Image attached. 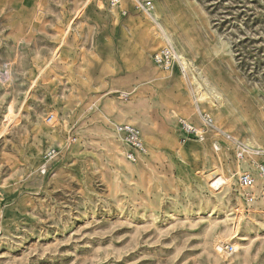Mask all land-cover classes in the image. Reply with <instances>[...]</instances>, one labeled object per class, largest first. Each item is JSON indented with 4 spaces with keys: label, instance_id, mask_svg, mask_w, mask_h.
Listing matches in <instances>:
<instances>
[{
    "label": "rangeland",
    "instance_id": "1",
    "mask_svg": "<svg viewBox=\"0 0 264 264\" xmlns=\"http://www.w3.org/2000/svg\"><path fill=\"white\" fill-rule=\"evenodd\" d=\"M146 1L158 26L135 9ZM164 34L187 76L153 64ZM196 67L221 109L199 99ZM202 114L221 131L183 143L179 119ZM121 123L145 144L133 163ZM258 131L264 0H0V264H264V180L250 205L237 183L244 138L264 162Z\"/></svg>",
    "mask_w": 264,
    "mask_h": 264
},
{
    "label": "built area",
    "instance_id": "2",
    "mask_svg": "<svg viewBox=\"0 0 264 264\" xmlns=\"http://www.w3.org/2000/svg\"><path fill=\"white\" fill-rule=\"evenodd\" d=\"M121 2L122 0H110V6L112 8H119L121 6ZM135 9L141 13L151 16L153 5L151 2L146 1L135 4ZM120 13L122 16L126 15V11L124 10H120ZM155 23L157 26L159 25L156 21ZM152 62L163 72H173L174 70H177L180 74L185 76H187L189 72V69L183 66L181 63L174 45L167 37L164 40V45L160 47L153 55ZM178 123L180 126L183 143L188 141L202 143L206 140L209 132L214 128L213 120L207 114L201 115L199 126H195L184 119H179ZM114 128L116 135L120 137L123 143L128 147V151L125 153V159L128 162L133 163L136 161L138 156L144 155L146 153L141 132L137 127L127 123H121L115 125ZM252 155L259 156L262 155V152L253 150L248 146H238L236 149L237 161H250L249 165L252 167L251 171L243 170L237 173V183L239 189L242 191L243 198L247 205L253 204L256 201V196L251 190L257 185L258 179L264 180V162H257L251 159ZM259 198H261V201L264 204V190L260 193ZM231 250V246L226 247L219 245L217 247V251L220 253L230 252Z\"/></svg>",
    "mask_w": 264,
    "mask_h": 264
},
{
    "label": "bare ground",
    "instance_id": "3",
    "mask_svg": "<svg viewBox=\"0 0 264 264\" xmlns=\"http://www.w3.org/2000/svg\"><path fill=\"white\" fill-rule=\"evenodd\" d=\"M146 17H148L147 18V19H149L148 21H150L153 25H156L155 21H156V19H158V14L155 12V10L152 11L151 16L146 14ZM131 22H133V20H131ZM150 31L151 30H147L146 29V31L142 35L141 44L147 50H148V48L152 47V45L154 44V38H153V35L150 33ZM159 37L161 38L162 36H160V34H159ZM165 38L166 37H165V34H164L163 41L165 40ZM178 57H179L181 63L183 64V66L188 68L189 71H190L189 64H190V66L191 65L193 66V63L187 62L185 60V58L183 57V55H181V54L180 55L178 54ZM132 61L136 62V59L133 56H131V63H132ZM195 70H196V73H197V76H198L196 78V86L199 87L200 89L202 88V90L200 92H198L199 99L207 101L208 104H210L211 106L215 107L218 110L221 109V107L224 104V100H223L222 94L216 88V86L209 80V78L207 76L203 75V73L201 72V70L198 67H196ZM141 71H142V73L144 74V76L147 79H149V80L157 79V78H154V75L152 74L153 70L151 68H145V69H142ZM183 107L187 108V110H189V108H190L188 105H185ZM220 129H221L220 126L214 127V130H211V133H214L215 135H218L219 132L221 131ZM257 134H258L257 138L263 139V137H264L263 135L264 134H262L261 131H258ZM211 135H213V134H211ZM173 143L175 144V142H173ZM243 144L248 145L249 147H252V143H251L249 138H244L243 139ZM43 171L45 172L46 168ZM59 171H62V169H60V170H58L56 172H52L50 174L51 179H53V180L57 179V177L59 175ZM207 178H209V181L211 183V188L214 189V190H217V189L219 190V188L223 184H227L230 181L229 177L224 175V173L222 171H220V170H214L211 174H208ZM256 186H254L252 188V190L255 189ZM234 246H235V249H237L238 246L236 245V242L234 243Z\"/></svg>",
    "mask_w": 264,
    "mask_h": 264
}]
</instances>
